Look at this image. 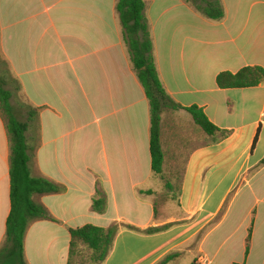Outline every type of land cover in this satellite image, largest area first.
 <instances>
[{"label": "crops", "instance_id": "1", "mask_svg": "<svg viewBox=\"0 0 264 264\" xmlns=\"http://www.w3.org/2000/svg\"><path fill=\"white\" fill-rule=\"evenodd\" d=\"M143 1L165 92L182 107L201 108L228 136L203 135L182 163L176 203L184 224L159 219L154 200L162 180L151 169L149 104L123 42L117 0H0V57L26 107L37 113L31 176L64 188L34 197L59 223L29 227L25 260L67 264L68 229L116 222L140 231L121 229L103 264H159L195 240L243 183L223 222L233 211L232 225L251 230L250 246L238 238L200 239L189 254L194 264H264V83L216 85L222 72L264 70V0H220L218 22L185 0ZM163 132L162 120L165 151ZM9 158L0 117V246L10 212ZM97 188L106 195L104 214L91 209ZM165 225L160 233H142Z\"/></svg>", "mask_w": 264, "mask_h": 264}, {"label": "trees", "instance_id": "2", "mask_svg": "<svg viewBox=\"0 0 264 264\" xmlns=\"http://www.w3.org/2000/svg\"><path fill=\"white\" fill-rule=\"evenodd\" d=\"M185 1L210 21L218 22L224 17L220 0ZM115 8L129 60L149 104L151 169L155 175L165 179L166 189L175 190L176 200L179 186L174 188L172 181L166 178L167 174L163 169L169 156V152L164 151L161 144V124L164 114L170 111L185 112L201 131V134L211 140L226 138L228 131L220 130L213 125L201 108L197 106L182 107L165 92L155 67L144 1L117 0ZM2 65L7 66V63L2 60ZM7 73L4 74L10 76L9 70ZM4 74H0V117L5 123L10 144V212L6 220L4 241L0 246V264H27L24 256V240L29 227L42 220L59 223L43 205L34 201V197L60 194L64 192V188L45 177L31 176L30 162L33 150L27 133L31 128V118L36 119L37 113L36 110L28 106L29 118L27 121H22L17 116L10 103L13 96L12 91L5 89ZM12 81L14 80L12 79ZM14 82L16 83V81ZM263 83L264 70L259 67H246L235 74L222 72L216 77V85L219 89L251 88ZM16 87L18 89L17 85ZM261 165H264V159ZM106 206V195L97 188L92 199L91 209L97 214H104ZM154 206L157 208L155 200ZM168 227L170 225L148 228L142 233L152 235L160 233ZM121 229L140 231L132 226L116 222L107 228L85 225L76 229H68L70 241L67 264H103ZM250 231L246 240L247 247ZM177 257L178 255L168 256L159 264H167Z\"/></svg>", "mask_w": 264, "mask_h": 264}, {"label": "rangeland", "instance_id": "3", "mask_svg": "<svg viewBox=\"0 0 264 264\" xmlns=\"http://www.w3.org/2000/svg\"><path fill=\"white\" fill-rule=\"evenodd\" d=\"M7 72V66L2 65V60L0 57V74H8ZM4 79L6 83L5 89L12 91L13 96L10 103L15 109L17 116L22 121H27L29 115L26 107V102L20 97L19 90H17L16 84H14L11 77L4 74ZM31 120V128L27 133V136L31 138L30 144L33 150L32 154L34 157L36 119L31 118ZM163 130L166 151L169 152L166 166V178L171 180L174 188H176L179 182L178 177L180 173V167L184 162L186 156L193 148L204 143L205 138L203 137V134H201V131L192 123L190 116L184 112H166L163 117ZM258 169L261 168L258 167L253 172H251L248 179H250L254 175H257L258 171H260ZM161 180L162 181L158 180L159 185L156 186L157 192L155 194V201L157 202V217L161 220L174 219L176 221L174 225H182L185 222L183 221L184 215L177 207V203L175 200V190L166 189L165 179L163 180L161 177ZM160 184H162L163 190ZM242 185L243 183L238 187L236 186L230 192L221 211L203 226V228L197 235V238L191 243L187 244L181 252L176 253L181 257L175 264H191L193 258L189 253L196 252L197 243L200 239H206L208 241L213 238H238V241L246 243V239L249 234V228L245 229L243 226L235 227L234 225H232L231 220L233 219V211L229 213L227 219L223 222V216L227 213V210L230 203L232 202L233 197L235 196V193L242 188ZM245 192L246 191H241V195ZM249 246L250 243L248 242V247Z\"/></svg>", "mask_w": 264, "mask_h": 264}]
</instances>
